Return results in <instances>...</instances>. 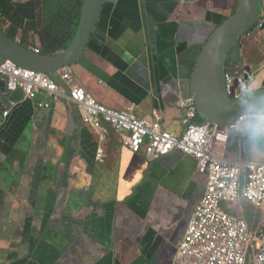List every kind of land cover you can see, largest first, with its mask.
<instances>
[{"label": "crops", "instance_id": "crops-1", "mask_svg": "<svg viewBox=\"0 0 264 264\" xmlns=\"http://www.w3.org/2000/svg\"><path fill=\"white\" fill-rule=\"evenodd\" d=\"M65 2L0 0V21L40 51V32ZM237 7V0H106L87 50L70 67L74 84L181 135L180 101L199 54ZM228 75L235 89H264V26L239 41ZM52 78L65 86L60 74ZM46 99H24L0 83V110L11 112L0 126V264H176L204 192L196 160L176 151L149 161L124 145V132L106 122L94 128L66 101L40 108Z\"/></svg>", "mask_w": 264, "mask_h": 264}, {"label": "built area", "instance_id": "built-area-1", "mask_svg": "<svg viewBox=\"0 0 264 264\" xmlns=\"http://www.w3.org/2000/svg\"><path fill=\"white\" fill-rule=\"evenodd\" d=\"M263 26L258 23L254 30ZM59 74L65 86L51 76L24 70L0 57V83L8 92L20 93L33 101L39 95L46 96V100L37 103L42 109H49L51 102L60 100L74 104L83 120L94 128L106 122L124 132V145L134 153L143 151L149 161L176 151L196 160L195 169L204 180V192L177 247L176 264H264V159L232 160L227 154L232 135L242 133L244 115L227 125L197 123L196 103L189 95L180 101L184 132L177 135L166 130L161 121L139 117L134 106L116 110L99 103L91 93L74 84L70 67ZM226 78L232 97L245 95L242 89L248 85L235 89L230 76ZM10 114L9 108L0 110V126ZM97 159L103 161L105 154L99 152ZM242 200L260 212L256 226L225 208Z\"/></svg>", "mask_w": 264, "mask_h": 264}, {"label": "water", "instance_id": "water-1", "mask_svg": "<svg viewBox=\"0 0 264 264\" xmlns=\"http://www.w3.org/2000/svg\"><path fill=\"white\" fill-rule=\"evenodd\" d=\"M106 0H85L77 37L71 47L55 56L37 54L0 29V57L38 74L55 76L72 67L84 55L99 23ZM237 10L214 30L203 46L188 92L196 103L203 124L227 125L244 115L249 103L264 102V89L232 97L227 90L228 61L239 41L253 31L261 19L262 0H237Z\"/></svg>", "mask_w": 264, "mask_h": 264}, {"label": "trees", "instance_id": "trees-1", "mask_svg": "<svg viewBox=\"0 0 264 264\" xmlns=\"http://www.w3.org/2000/svg\"><path fill=\"white\" fill-rule=\"evenodd\" d=\"M84 3L85 0H66L55 22L49 28L45 29L39 34L41 43L40 54L55 56L67 51L71 47L79 32ZM0 29L13 39L17 40L15 30H13L14 33L11 32V30H7L4 24H2V21H0ZM21 44L27 48H33V45L26 44L24 41H21ZM196 122L203 123V119L198 116ZM236 148H239L240 150H246V153L248 152L242 134L235 133L232 135L231 144L228 150H234ZM244 156H247L245 152ZM249 221L251 222V219H249Z\"/></svg>", "mask_w": 264, "mask_h": 264}, {"label": "clouds", "instance_id": "clouds-1", "mask_svg": "<svg viewBox=\"0 0 264 264\" xmlns=\"http://www.w3.org/2000/svg\"><path fill=\"white\" fill-rule=\"evenodd\" d=\"M255 85L246 86L242 94L254 91ZM246 119L242 123V135L249 153L264 154V102L249 103L244 106ZM240 122H238V125Z\"/></svg>", "mask_w": 264, "mask_h": 264}, {"label": "rangeland", "instance_id": "rangeland-1", "mask_svg": "<svg viewBox=\"0 0 264 264\" xmlns=\"http://www.w3.org/2000/svg\"><path fill=\"white\" fill-rule=\"evenodd\" d=\"M244 152L245 154H249L248 152L246 153V150H242L243 155L240 154L242 160L247 159V156L246 157L244 156ZM241 205L243 207V212H241L242 211ZM225 208L227 209V211H233V212H237L238 214H243L251 226H256L260 221V217H261L260 212L244 200L235 204L225 205ZM249 219H251V222L249 221Z\"/></svg>", "mask_w": 264, "mask_h": 264}]
</instances>
